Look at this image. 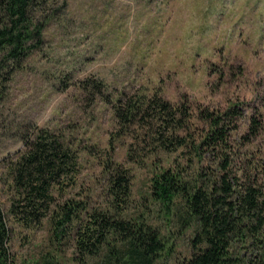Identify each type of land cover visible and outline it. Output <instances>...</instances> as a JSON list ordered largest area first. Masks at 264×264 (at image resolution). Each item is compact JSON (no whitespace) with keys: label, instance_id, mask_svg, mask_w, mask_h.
<instances>
[{"label":"rangeland","instance_id":"374dc122","mask_svg":"<svg viewBox=\"0 0 264 264\" xmlns=\"http://www.w3.org/2000/svg\"><path fill=\"white\" fill-rule=\"evenodd\" d=\"M54 3L56 15L45 29L42 51L9 82L0 103V205L12 230L15 264H143L131 262L124 243L113 236L98 254L81 253L75 226L61 232L51 214L32 228L12 219L15 193L7 166L24 149L22 135L34 126L63 135L79 158L74 184L56 185L52 210L70 200L106 210L107 164L123 166L132 180L125 217L161 235L164 249L150 264H186L197 226L180 208L167 209L152 194L154 179L184 165V157L152 150L147 128L123 129L112 106L92 103L78 83L103 81L113 100L156 92L175 107L185 104L195 137L204 127L201 111L222 114L237 107V129L229 138L232 172L251 173L264 184V0ZM254 118L261 123L256 136L249 131ZM206 162L209 172L217 173L213 160Z\"/></svg>","mask_w":264,"mask_h":264},{"label":"trees","instance_id":"16d2710c","mask_svg":"<svg viewBox=\"0 0 264 264\" xmlns=\"http://www.w3.org/2000/svg\"><path fill=\"white\" fill-rule=\"evenodd\" d=\"M54 2L0 0V103L9 82L25 69L32 55L42 51L45 29L56 15ZM78 84L92 103L101 100L110 104L123 129L147 128L152 150L180 152L184 157V165L176 164L154 179L152 194L167 209L180 208L183 217L189 216L197 226L192 255L186 264H264V184L251 173L237 177L232 172L229 138L237 129V107L222 114L201 111L199 120L204 127L195 137L185 104L175 107L156 92L113 100L103 81L85 79ZM260 128L261 123L254 118L250 134L258 135ZM21 138L24 149L7 166L15 193L9 213L16 223L32 228L51 214L57 230L63 232L66 225L75 226L77 249L83 254H98L113 236L124 243L131 262L139 259L150 264L158 258L164 249L160 233L145 222L125 217L132 197L128 169L107 164L106 210L93 209L88 201L73 200L52 210L56 185L68 187L76 181L78 154L63 135L36 126ZM211 159L217 173L209 172L206 161ZM11 235L9 220L0 205V264H15Z\"/></svg>","mask_w":264,"mask_h":264}]
</instances>
